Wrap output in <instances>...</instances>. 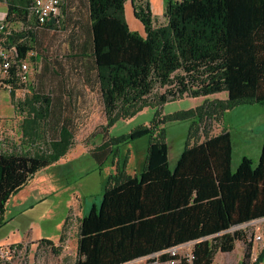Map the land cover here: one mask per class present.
Returning a JSON list of instances; mask_svg holds the SVG:
<instances>
[{
  "label": "trees",
  "instance_id": "1",
  "mask_svg": "<svg viewBox=\"0 0 264 264\" xmlns=\"http://www.w3.org/2000/svg\"><path fill=\"white\" fill-rule=\"evenodd\" d=\"M34 1L0 0L8 21L30 26L9 38L24 56L36 50L40 31L55 30L66 18L72 29L61 58L69 66L37 50L39 69H51L60 79L47 89L35 82L14 103L22 117L21 137L16 145L0 140V227L10 198L75 145L81 103L87 91H95L106 122L98 131L101 143L89 152L98 163L112 154L114 169L100 204L79 218L75 264H134L141 257L213 264L217 252L233 251L237 240L245 243V252L236 264H259L264 247L251 261L252 232L244 225L264 217V139L258 161L244 155L234 170L231 130L220 122L238 105L264 104V0H164L166 19L159 24L150 0H133L144 34L130 28L126 0H60V14L43 23L31 13ZM222 91L227 98H206L168 114L159 109L150 123L108 135L118 120L146 107ZM177 119L191 124L171 168L163 124ZM214 128L218 132L212 133ZM145 134V165L131 173L128 158L122 163L118 157L119 147ZM71 220L69 213L58 244L39 242L60 254ZM188 242H193L191 257L171 253ZM14 245L21 248L22 242Z\"/></svg>",
  "mask_w": 264,
  "mask_h": 264
},
{
  "label": "rangeland",
  "instance_id": "2",
  "mask_svg": "<svg viewBox=\"0 0 264 264\" xmlns=\"http://www.w3.org/2000/svg\"><path fill=\"white\" fill-rule=\"evenodd\" d=\"M133 0H126V18L131 29L144 34L142 22L135 17ZM146 1V0H144ZM154 12L162 4V0H150ZM7 10L6 4L0 2V17ZM156 18V24L165 22L164 9ZM22 22L14 24V32L18 31ZM72 21L65 18L63 24L55 30L40 31L36 38V51L42 52L49 58L56 56L66 67L68 60L61 58L68 51V40ZM13 43L11 38L7 43ZM41 59V58H39ZM36 59V65H42V60ZM37 66V67H38ZM43 66H41L42 68ZM36 69L32 74V82H39L44 88L50 87L60 77L51 69L42 71ZM38 78V73H42ZM16 90L15 94H19ZM216 93L208 96H185L168 101L160 107H146L129 119H120L110 127L108 135L118 136L130 132L141 124L150 123L157 110L164 114L173 113L181 109H189L201 104L206 98L213 99ZM86 100L80 107L81 117L77 118L79 126L75 138V145L67 156L38 174L21 191L14 194L8 202L5 214V222L0 228V244L9 243L1 247L22 242L21 248L4 256L0 253V264H75L77 259V231L79 218L87 213L91 206L100 204L102 194L113 170V156L110 154L102 163H98L90 154L89 149L94 144L101 143L103 139L102 125L106 118L101 103L95 91H87ZM12 94L5 84L0 86V140L16 145L20 141V121L11 105ZM227 127L230 128L233 143L232 168L235 170L244 154L253 158L256 163L261 153L262 140L264 138V104H241L227 111L224 116ZM191 119H177L166 121L163 125L166 129V140L169 147L168 161L171 168L184 150L188 139ZM96 133L92 136V133ZM218 132L213 129L212 133ZM7 141V142H6ZM3 145V144H2ZM149 147V136L141 135L119 147L118 157L121 162L128 158L126 169L129 172H140L146 162ZM81 196V208L76 215L72 214L71 224L68 230V238L60 254H55L52 249L42 244L40 239L45 238L59 243V238L64 219L69 207L79 205ZM249 228V233L262 234L264 240V219L251 221L244 227ZM27 236V237H26ZM261 240V239H260ZM240 245L237 244L231 252L218 251L213 264H232L239 259ZM193 243L184 247H178L177 252L182 256L191 253ZM245 249L243 250L244 255ZM241 255V254H240ZM242 255V257H243ZM256 257V256H255ZM254 258L251 256V261ZM134 264H149L148 257L134 260Z\"/></svg>",
  "mask_w": 264,
  "mask_h": 264
},
{
  "label": "built area",
  "instance_id": "3",
  "mask_svg": "<svg viewBox=\"0 0 264 264\" xmlns=\"http://www.w3.org/2000/svg\"><path fill=\"white\" fill-rule=\"evenodd\" d=\"M60 3V0H35L30 10L36 17V21L43 23L60 14ZM15 23L16 22L8 21L5 18V13L2 17H0V86L5 84L9 92L14 90V97L11 98V105L14 109V103L24 99L26 95L31 92V87L34 85L32 82V74L39 68V66L36 65V60L33 58V56H37V51L35 49H29L26 51L24 56H20L17 45L11 42L7 43L9 37L14 34L13 26ZM29 27V25L26 26L22 22V26L19 31L25 30ZM23 39L24 38H21V40ZM9 78L14 79L13 82H4L5 79ZM16 90H20V93L15 94ZM262 219H264V217L257 220ZM255 237L260 240L262 239V234H256ZM189 243L190 242L172 248L171 253H179L177 252L178 247H184ZM17 250L18 247L11 244L6 247H1L0 253L7 257V255ZM187 256L191 257V253ZM176 261L178 260H170L167 262L155 260L149 264H175Z\"/></svg>",
  "mask_w": 264,
  "mask_h": 264
},
{
  "label": "crops",
  "instance_id": "4",
  "mask_svg": "<svg viewBox=\"0 0 264 264\" xmlns=\"http://www.w3.org/2000/svg\"><path fill=\"white\" fill-rule=\"evenodd\" d=\"M151 3V2H150ZM152 8V7H151ZM162 9H164V0H162V4L156 9V11L157 12H154L153 10H152V12H153V15H154V17L155 18H158L159 16H160V14L162 13V12H160ZM6 12V11H5ZM166 19V18H165ZM143 28H144V26H143ZM138 30V29H137ZM142 33V32H141ZM42 56L40 55V54H38V56H36V59H39V58H41ZM39 60H42V59H39ZM216 97L215 98H227V96H228V93L226 92V91H222V92H217L216 93ZM221 124H222V126L224 125V126H226L227 127V125L225 124V121H224V119L223 120H221V122H220ZM229 130H230V128L229 127H227ZM264 139V138H263ZM262 143H263V140H262ZM262 147V146H261ZM71 150V149H70ZM69 150V151H70ZM68 151V152H69ZM68 152H67V154H68ZM67 154L65 155V156H63L62 158H60L58 161H60V160H62V159H64L66 156H67ZM244 155H246V154H244ZM260 155V154H259ZM249 156V155H248ZM58 161L57 162H55V163H53V164H56V163H58ZM53 164H51V165H53ZM50 165V166H51ZM49 167V166H48ZM47 168V167H46ZM46 168H44V169H46ZM44 169H42V170H44ZM42 170H40L39 172H41ZM131 173H135V171L134 172H131ZM38 173H36V175H37ZM35 175V176H36ZM34 176V177H35ZM32 180V179H31ZM30 180V181H31ZM30 181L28 182V184L30 183ZM27 184V185H28ZM26 185V186H27ZM25 186V187H26ZM24 187V188H25ZM23 188V189H24ZM23 189H21V190H23ZM20 190V191H21ZM18 193V192H17ZM76 196H78L79 197V205H76L75 207H74V204L73 205H71L70 207H69V211H68V213H67V215L69 214V213H71V214H73V215H76L77 214V212L79 211V208H81V196H79V195H77V194H75ZM11 199V198H10ZM66 215V216H67ZM81 216H82V214H81ZM80 216V217H81ZM66 218V217H65ZM6 221V220H5ZM64 221H65V219H64ZM3 226V225H2ZM1 226V227H2ZM0 227V228H1ZM27 237V236H26ZM250 241H251V243H252V246H251V249H250V252H251V256L255 259V256H257L258 255V253L262 250V248L264 247V240L263 239H261V240H258V239H256V237H255V233L254 232H252V236L250 237ZM7 244H9V243H2V244H0V246H4V245H7ZM237 244H241L240 245V254L238 255L239 256V259L237 260V261H235L234 263H232V264H236V263H238V261H240L241 260V258H242V255H243V250L245 249V243L243 242V241H241V240H237L236 241V244H235V246L237 245ZM235 249V248H234ZM253 259V260H254ZM259 264H264V259L259 263Z\"/></svg>",
  "mask_w": 264,
  "mask_h": 264
}]
</instances>
